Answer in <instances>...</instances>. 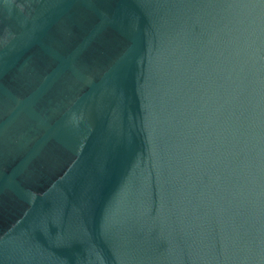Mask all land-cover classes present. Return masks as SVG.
<instances>
[{"label": "water", "instance_id": "1", "mask_svg": "<svg viewBox=\"0 0 264 264\" xmlns=\"http://www.w3.org/2000/svg\"><path fill=\"white\" fill-rule=\"evenodd\" d=\"M0 264H264V0H0Z\"/></svg>", "mask_w": 264, "mask_h": 264}]
</instances>
